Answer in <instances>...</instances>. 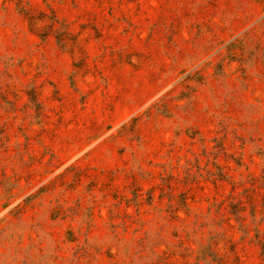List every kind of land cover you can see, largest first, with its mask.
<instances>
[{
  "label": "rangeland",
  "instance_id": "374dc122",
  "mask_svg": "<svg viewBox=\"0 0 264 264\" xmlns=\"http://www.w3.org/2000/svg\"><path fill=\"white\" fill-rule=\"evenodd\" d=\"M0 264H264V0H0Z\"/></svg>",
  "mask_w": 264,
  "mask_h": 264
},
{
  "label": "crops",
  "instance_id": "0c3cea01",
  "mask_svg": "<svg viewBox=\"0 0 264 264\" xmlns=\"http://www.w3.org/2000/svg\"><path fill=\"white\" fill-rule=\"evenodd\" d=\"M149 54L146 63L137 68L139 80H133L132 87L135 95L130 98V111L139 110L153 101V41L150 39Z\"/></svg>",
  "mask_w": 264,
  "mask_h": 264
}]
</instances>
